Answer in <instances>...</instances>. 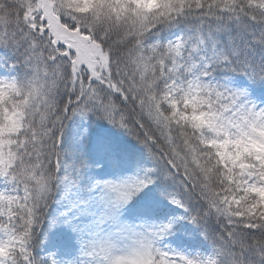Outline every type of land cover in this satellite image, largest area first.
I'll use <instances>...</instances> for the list:
<instances>
[{
	"label": "snow or ice",
	"instance_id": "1",
	"mask_svg": "<svg viewBox=\"0 0 264 264\" xmlns=\"http://www.w3.org/2000/svg\"><path fill=\"white\" fill-rule=\"evenodd\" d=\"M0 264H264V0H0Z\"/></svg>",
	"mask_w": 264,
	"mask_h": 264
}]
</instances>
